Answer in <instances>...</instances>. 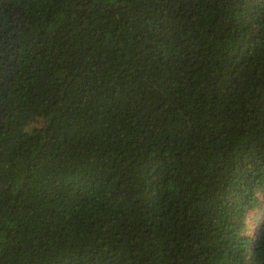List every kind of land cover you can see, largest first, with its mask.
<instances>
[{"label":"trees","instance_id":"obj_1","mask_svg":"<svg viewBox=\"0 0 264 264\" xmlns=\"http://www.w3.org/2000/svg\"><path fill=\"white\" fill-rule=\"evenodd\" d=\"M0 264H264V0H0Z\"/></svg>","mask_w":264,"mask_h":264},{"label":"rangeland","instance_id":"obj_2","mask_svg":"<svg viewBox=\"0 0 264 264\" xmlns=\"http://www.w3.org/2000/svg\"><path fill=\"white\" fill-rule=\"evenodd\" d=\"M258 212L255 211L254 213H252V216H255V214H257ZM262 213H259L258 217L261 215Z\"/></svg>","mask_w":264,"mask_h":264}]
</instances>
